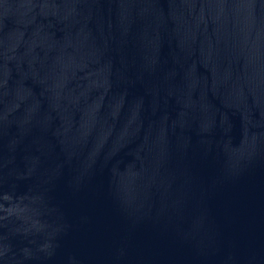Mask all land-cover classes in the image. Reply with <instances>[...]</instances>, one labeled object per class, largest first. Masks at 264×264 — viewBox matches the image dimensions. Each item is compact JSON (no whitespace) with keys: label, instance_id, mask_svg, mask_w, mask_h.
Wrapping results in <instances>:
<instances>
[{"label":"water","instance_id":"obj_1","mask_svg":"<svg viewBox=\"0 0 264 264\" xmlns=\"http://www.w3.org/2000/svg\"><path fill=\"white\" fill-rule=\"evenodd\" d=\"M0 264H264V0H0Z\"/></svg>","mask_w":264,"mask_h":264}]
</instances>
